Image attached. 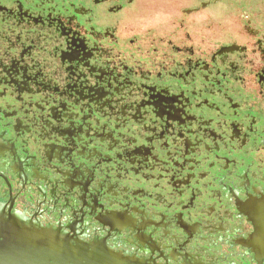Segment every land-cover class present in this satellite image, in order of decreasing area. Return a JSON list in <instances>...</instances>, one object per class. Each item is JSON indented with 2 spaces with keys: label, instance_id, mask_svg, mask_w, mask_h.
Listing matches in <instances>:
<instances>
[{
  "label": "flooded vegetation",
  "instance_id": "flooded-vegetation-1",
  "mask_svg": "<svg viewBox=\"0 0 264 264\" xmlns=\"http://www.w3.org/2000/svg\"><path fill=\"white\" fill-rule=\"evenodd\" d=\"M248 1L0 0V232L114 264H264V0Z\"/></svg>",
  "mask_w": 264,
  "mask_h": 264
},
{
  "label": "water",
  "instance_id": "water-1",
  "mask_svg": "<svg viewBox=\"0 0 264 264\" xmlns=\"http://www.w3.org/2000/svg\"><path fill=\"white\" fill-rule=\"evenodd\" d=\"M88 248L61 240L57 233L18 224L0 232V264H114L113 256L103 258Z\"/></svg>",
  "mask_w": 264,
  "mask_h": 264
},
{
  "label": "rangeland",
  "instance_id": "rangeland-1",
  "mask_svg": "<svg viewBox=\"0 0 264 264\" xmlns=\"http://www.w3.org/2000/svg\"><path fill=\"white\" fill-rule=\"evenodd\" d=\"M246 1V0H245ZM249 3H250V6H252V7H255V8H257V6H258V3L260 2L259 0H253V1H248ZM246 6V5H245ZM221 8H223L224 6L223 5H221L220 6ZM245 7H240V8H237L238 9V11L237 12H243V10H245L244 9ZM220 13H223V11L220 9V11H219ZM228 11H226L225 13H227ZM232 12V11H231ZM234 12H236L235 10H234ZM236 12V13H237ZM237 14H239V13H237ZM255 23H256V25L258 26V24H259V21H254ZM256 26V27H257Z\"/></svg>",
  "mask_w": 264,
  "mask_h": 264
}]
</instances>
